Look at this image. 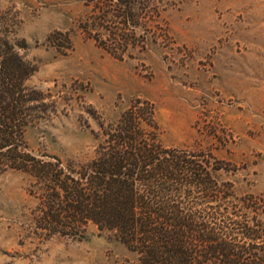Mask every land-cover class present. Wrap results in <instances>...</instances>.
<instances>
[{"label": "rangeland", "instance_id": "rangeland-1", "mask_svg": "<svg viewBox=\"0 0 264 264\" xmlns=\"http://www.w3.org/2000/svg\"><path fill=\"white\" fill-rule=\"evenodd\" d=\"M124 2L132 17L117 0H0V37L30 73L17 156L81 173L124 114L148 106L158 142L210 177L171 204L223 234L242 219L264 234V0ZM46 187L20 158L0 162V264L137 263L92 221L42 228Z\"/></svg>", "mask_w": 264, "mask_h": 264}, {"label": "trees", "instance_id": "trees-1", "mask_svg": "<svg viewBox=\"0 0 264 264\" xmlns=\"http://www.w3.org/2000/svg\"><path fill=\"white\" fill-rule=\"evenodd\" d=\"M117 4L123 17L133 16L128 2L117 0ZM2 40L0 162L20 158V169L47 186L45 200L52 202L42 228L50 234L69 235L92 221L114 232L138 255L133 264H264V234H259V224L253 222L251 227L243 219L230 222L233 232L223 234L229 226L220 225L217 231L171 204V195L180 194L181 185L206 187L210 177L195 164L194 156L158 142L151 107L124 114L117 128L107 133L98 157L81 173L60 161L44 164L33 159L36 164H30L26 154L18 157L15 141L24 120V83L30 73L14 46ZM144 123L150 134L142 128ZM208 190L214 194V189Z\"/></svg>", "mask_w": 264, "mask_h": 264}]
</instances>
